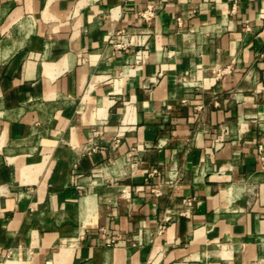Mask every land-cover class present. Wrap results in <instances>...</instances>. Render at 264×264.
I'll return each instance as SVG.
<instances>
[{"label":"crops","instance_id":"0c3cea01","mask_svg":"<svg viewBox=\"0 0 264 264\" xmlns=\"http://www.w3.org/2000/svg\"><path fill=\"white\" fill-rule=\"evenodd\" d=\"M260 142L264 0H0V264H252Z\"/></svg>","mask_w":264,"mask_h":264},{"label":"built area","instance_id":"2783aa9c","mask_svg":"<svg viewBox=\"0 0 264 264\" xmlns=\"http://www.w3.org/2000/svg\"><path fill=\"white\" fill-rule=\"evenodd\" d=\"M156 9H157V6L154 5V4H149L147 6V8L141 12V16L142 18H144L146 21H151L152 18L155 16V13H156ZM183 17L182 16H178L177 17V21L178 23L181 25L183 23ZM121 41L118 42L116 45L117 47L119 48H124V47H127L129 44H131L133 38H126L125 36L121 35ZM194 76H191L190 75V79L193 78ZM194 81L193 82H189V80L187 79V77H183L182 78V84L185 86V87H199L201 86L202 84L199 82L200 80L199 79H193ZM169 108H171L169 106ZM258 148H259V152H260V157L261 159H264V146L262 144V142L259 143L258 145ZM156 174H160V171L158 169H153L151 172H150V175H156ZM154 191H156L157 193L160 194L159 190L158 189H154ZM189 205H191V203L189 202L188 203ZM174 215H177L176 212L170 210V209H167L162 218L160 219L156 229H155V234L156 235H160L162 234L168 224L173 220V217ZM145 228H142L140 230V233L142 234V232H145ZM141 237V236H140ZM139 242H142V237L141 239H139ZM252 264H264V257H260L258 259H256V261H254Z\"/></svg>","mask_w":264,"mask_h":264},{"label":"rangeland","instance_id":"374dc122","mask_svg":"<svg viewBox=\"0 0 264 264\" xmlns=\"http://www.w3.org/2000/svg\"><path fill=\"white\" fill-rule=\"evenodd\" d=\"M134 163H135V162L132 161L131 164L128 165V166L131 168V170H130L128 173H130V172L132 171V168H133L132 165H133ZM130 168H129V169H130Z\"/></svg>","mask_w":264,"mask_h":264},{"label":"bare ground","instance_id":"6f19581e","mask_svg":"<svg viewBox=\"0 0 264 264\" xmlns=\"http://www.w3.org/2000/svg\"><path fill=\"white\" fill-rule=\"evenodd\" d=\"M112 168H113V169H116V168H118V167H112ZM109 169H110V168H109ZM109 169H108V170H109ZM118 169H119V168H118ZM120 171H123V169H122V170H120Z\"/></svg>","mask_w":264,"mask_h":264}]
</instances>
